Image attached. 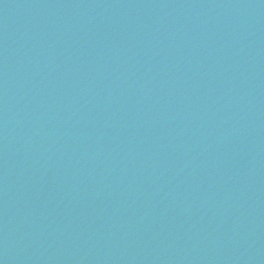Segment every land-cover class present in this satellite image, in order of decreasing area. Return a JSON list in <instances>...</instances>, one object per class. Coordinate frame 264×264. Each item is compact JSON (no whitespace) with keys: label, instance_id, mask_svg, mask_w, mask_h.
<instances>
[{"label":"water","instance_id":"1","mask_svg":"<svg viewBox=\"0 0 264 264\" xmlns=\"http://www.w3.org/2000/svg\"><path fill=\"white\" fill-rule=\"evenodd\" d=\"M0 264H264V0H0Z\"/></svg>","mask_w":264,"mask_h":264}]
</instances>
